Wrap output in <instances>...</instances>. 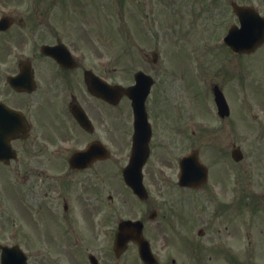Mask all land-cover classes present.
I'll return each mask as SVG.
<instances>
[{
  "label": "rangeland",
  "instance_id": "374dc122",
  "mask_svg": "<svg viewBox=\"0 0 264 264\" xmlns=\"http://www.w3.org/2000/svg\"><path fill=\"white\" fill-rule=\"evenodd\" d=\"M113 1L110 19H114L115 32L110 35L109 30L103 29L95 36L84 34V38L79 37L83 50L91 58L99 56L101 60L115 63V83L127 86L134 83V75L139 70L150 73L144 52L157 50L161 68L154 73L158 79L155 93L162 94L158 97L162 96L164 109L174 112L175 118L179 114L180 127H186L192 137L188 141V135L179 138L178 154L199 149L216 178L199 193L175 189L172 197L160 199L158 189H164L166 184L148 177L146 182L155 197L142 206L124 187L121 175L126 163L121 158L114 162V177L107 175L106 169L101 173L104 177L99 183L100 202L105 207L100 206V226H96L94 236L90 230H84L80 247L73 250L75 257L55 244L31 246L26 240L16 238V241L30 255L41 253V248L51 256L60 255V258H38L35 264H90V253L97 257L99 264H142L134 246L122 258L114 257L115 231L120 220L142 218L145 214L148 221L150 212L157 210L160 216L149 221L148 230L149 236L156 239L157 253L164 257L162 264H171L172 259L178 264H226L223 258H229L233 264H264V55H261L264 48L253 60L238 58L223 48L221 39L230 26L238 24L230 5L233 0H149L143 6L138 3L142 0ZM236 1L256 6L264 14V0ZM42 5L41 2L39 8H44ZM91 8L84 0L76 7H66L64 15L81 16ZM126 15L131 16L128 19L133 27L141 22L139 16L149 15L144 18L149 26L146 32L159 30L158 23L162 31H159L160 44L156 46V38L143 39L138 33H133L131 38L124 30ZM85 26L92 31L87 23L79 32H88ZM142 40L150 43L143 44ZM141 46L145 51L140 50ZM213 47L223 49L212 50ZM214 84L221 85L231 106V115L225 120L216 114L211 92ZM126 110L130 106L123 104L116 112ZM163 118L167 116L164 114ZM234 144L245 154L239 164L231 159ZM124 152L126 147L124 151L116 150L115 156ZM222 180L226 183H219ZM9 185L11 197L19 192L27 200L25 183L16 181ZM110 195L116 196L114 202L109 201ZM222 204L230 206L227 215L221 213ZM18 207L25 209L21 204ZM16 215L19 213L13 206H0V238H6L11 223L18 225ZM200 230H203L201 237ZM63 253L68 258H62ZM186 258L195 259L186 263Z\"/></svg>",
  "mask_w": 264,
  "mask_h": 264
},
{
  "label": "flooded vegetation",
  "instance_id": "af4514ba",
  "mask_svg": "<svg viewBox=\"0 0 264 264\" xmlns=\"http://www.w3.org/2000/svg\"><path fill=\"white\" fill-rule=\"evenodd\" d=\"M83 1L0 0V206H13L19 215L28 217L27 229L19 225L14 228L11 223L6 238H0L1 244L16 245L22 240L33 246L55 244L75 257L73 250L80 247L84 230L93 235L100 226V206L105 207L100 202L101 173L106 169L107 175L114 177V162L122 158L127 165L132 158L134 112L129 97L125 95L112 104L93 95L87 84V77L93 73L115 85V63L89 57L79 41L84 34H99V20L97 30L79 32L88 23L84 16L64 15L66 7H76ZM146 1L138 2L139 6L148 5ZM87 2L94 7L95 21L96 17H106L104 12L107 8L109 13L113 0ZM127 19L126 31L138 33V26L133 27ZM104 24L112 33L111 21L104 20ZM141 25L142 34L145 30ZM159 31L150 30L148 34L159 39ZM144 56L149 63V55L144 52ZM150 68L148 74L158 70ZM157 80L146 103L152 136L143 173L144 179L151 177L171 188L179 180V138L188 135V141L192 137L186 127H180L179 114L175 118L174 112L164 109L162 96L155 93ZM123 104L130 110L117 113ZM80 109L87 117L82 121L78 118L83 115ZM91 146L106 150L109 159L82 160L73 166L72 157ZM125 147L126 152L116 157V150L124 151ZM16 181L27 185V200L19 192L14 197L9 195V184ZM109 199L114 201L111 196ZM18 204L25 209H19ZM61 257L68 258L64 253ZM31 258L35 262L60 255L36 253Z\"/></svg>",
  "mask_w": 264,
  "mask_h": 264
},
{
  "label": "water",
  "instance_id": "95a60500",
  "mask_svg": "<svg viewBox=\"0 0 264 264\" xmlns=\"http://www.w3.org/2000/svg\"><path fill=\"white\" fill-rule=\"evenodd\" d=\"M234 8H235V12L240 16L243 14L244 11H247V10H250V9H247V8H244V7H239L237 5L234 4ZM246 17H249V18H245L244 20L242 19V22H243V29L240 33H243L244 37L245 38H248L249 39V43L246 44L245 48H251L254 43V39H258L257 37V31L260 30L259 28V24L258 22L260 21L258 18L254 17V16H246ZM256 26V27H255ZM230 38L232 40H237L236 38V35H235V30H232L230 32ZM229 44H231V47L233 49H236L238 47V45H234L232 43H230V41L228 40ZM256 42V41H255ZM142 83V82H140ZM103 89V88H102ZM101 90V89H100ZM139 91H140V87H139ZM138 91V92H139ZM129 95L131 97L134 98V93L132 91V89H130L128 91ZM141 95H142V91L140 94L137 95V100H136V103H135V109H136V113H137V118L139 120V116H140V101L138 100H141ZM217 102L220 106V110L222 112L223 115H225V113H228V106H227V103L223 97V95L221 93H217ZM139 126L141 127V125L139 124ZM195 158V161L197 162V156L194 155L193 156V159ZM192 160V159H191ZM197 163H195L196 165ZM185 175H187V173H185ZM185 180H188V178L185 176V178H183V181ZM141 177H140V180L138 181L139 183H131V186L132 188L135 190V192L141 196H143V191H142V184H141ZM130 239H134L135 241L139 242L141 247H142V254L143 256H146V249L144 248L143 246V242H142V237H141V231L140 230H136L133 226V223H130V222H127V223H123L121 224L120 226V233L118 235V239H117V246H121V247H125L126 243L130 240ZM18 249H15L13 251V249H5L4 250V254H3V264H14L15 263V260L17 261V264H22V262L16 258V254L17 253ZM19 252V251H18ZM147 255H149V251L147 250ZM15 256V257H14ZM144 260L148 263H151L150 262V258H144Z\"/></svg>",
  "mask_w": 264,
  "mask_h": 264
}]
</instances>
